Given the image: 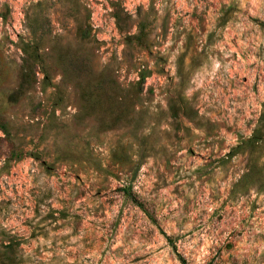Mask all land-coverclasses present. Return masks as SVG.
I'll return each instance as SVG.
<instances>
[{
    "label": "rangeland",
    "instance_id": "374dc122",
    "mask_svg": "<svg viewBox=\"0 0 264 264\" xmlns=\"http://www.w3.org/2000/svg\"><path fill=\"white\" fill-rule=\"evenodd\" d=\"M0 264H264V0H0Z\"/></svg>",
    "mask_w": 264,
    "mask_h": 264
},
{
    "label": "trees",
    "instance_id": "16d2710c",
    "mask_svg": "<svg viewBox=\"0 0 264 264\" xmlns=\"http://www.w3.org/2000/svg\"><path fill=\"white\" fill-rule=\"evenodd\" d=\"M258 141H259V140H258ZM258 141L255 140V137H252V138H250L249 140H247V141L244 142V143L255 144V143H257Z\"/></svg>",
    "mask_w": 264,
    "mask_h": 264
}]
</instances>
